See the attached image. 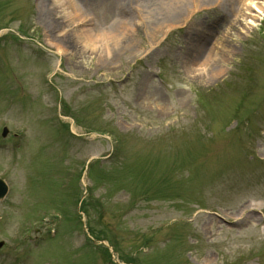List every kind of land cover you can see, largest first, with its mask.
Instances as JSON below:
<instances>
[{
  "label": "rangeland",
  "instance_id": "1",
  "mask_svg": "<svg viewBox=\"0 0 264 264\" xmlns=\"http://www.w3.org/2000/svg\"><path fill=\"white\" fill-rule=\"evenodd\" d=\"M204 1L119 46L87 5L112 51L89 58L39 0H0V264H264V13L242 32ZM218 35L222 68L196 69Z\"/></svg>",
  "mask_w": 264,
  "mask_h": 264
},
{
  "label": "bare ground",
  "instance_id": "2",
  "mask_svg": "<svg viewBox=\"0 0 264 264\" xmlns=\"http://www.w3.org/2000/svg\"><path fill=\"white\" fill-rule=\"evenodd\" d=\"M223 1L228 2L229 0H213V3L221 5ZM233 2V8L229 15L232 17V21L240 23L239 26L242 32H245L246 29L251 28L255 24L259 18L258 13L264 12V2L260 0H233ZM206 4L204 0H39L38 6L40 21L47 24L56 23L58 20L54 17L55 15L62 20V24L57 26L53 34H50L47 38L52 45L57 47L58 52L63 53L68 50L67 45L60 42V37L69 35L75 42V47L80 48L78 50L84 54V57L91 58L92 55L98 54L101 50H105L103 53H106V56L111 55L112 51L108 47L110 44H108V41H111L115 46H119L127 39L130 32H136L140 25L146 24L150 32H153L161 28L165 21L170 20L172 22L165 29L170 25L177 26L184 24L186 21L189 23L193 14L198 12L202 5ZM87 5L92 9H102L108 14L117 17L113 23L109 24L110 27L115 29L108 34L107 43H104V36L98 30L93 33L92 31H95V29L85 28V22L80 20V16L85 12ZM72 23L76 24L78 30L72 31L67 28ZM95 24H99V21L95 20ZM201 26V21L197 22L196 27L201 28ZM228 28L230 29V27ZM58 30L60 34L59 32L56 34ZM155 38L157 37L154 36L153 39ZM221 38L222 36L218 35L215 40H212L213 44H210L211 49L208 51L204 63L198 66L195 65V68L200 67L204 71L210 69L214 73L222 68L215 69L213 67L212 63H214V60L219 58L221 61L225 58L222 52L213 50V45L229 47L228 42L232 41V38H225V41ZM71 53L73 55V52ZM218 74L220 73L216 75Z\"/></svg>",
  "mask_w": 264,
  "mask_h": 264
},
{
  "label": "water",
  "instance_id": "3",
  "mask_svg": "<svg viewBox=\"0 0 264 264\" xmlns=\"http://www.w3.org/2000/svg\"><path fill=\"white\" fill-rule=\"evenodd\" d=\"M6 132V131H5ZM6 184L0 180V196L4 195L5 191H6ZM2 243H0L1 245Z\"/></svg>",
  "mask_w": 264,
  "mask_h": 264
}]
</instances>
